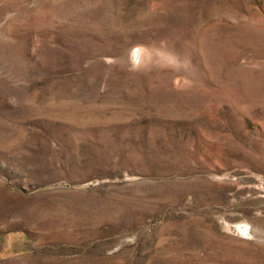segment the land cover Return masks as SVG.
Instances as JSON below:
<instances>
[{
  "label": "rangeland",
  "instance_id": "rangeland-1",
  "mask_svg": "<svg viewBox=\"0 0 264 264\" xmlns=\"http://www.w3.org/2000/svg\"><path fill=\"white\" fill-rule=\"evenodd\" d=\"M0 264H264V0H0Z\"/></svg>",
  "mask_w": 264,
  "mask_h": 264
}]
</instances>
